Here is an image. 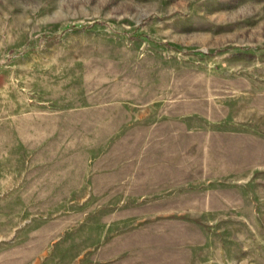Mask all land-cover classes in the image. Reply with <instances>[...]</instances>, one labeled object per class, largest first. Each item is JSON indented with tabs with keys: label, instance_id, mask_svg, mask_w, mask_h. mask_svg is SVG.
Instances as JSON below:
<instances>
[{
	"label": "rangeland",
	"instance_id": "374dc122",
	"mask_svg": "<svg viewBox=\"0 0 264 264\" xmlns=\"http://www.w3.org/2000/svg\"><path fill=\"white\" fill-rule=\"evenodd\" d=\"M0 264H264V0H0Z\"/></svg>",
	"mask_w": 264,
	"mask_h": 264
}]
</instances>
